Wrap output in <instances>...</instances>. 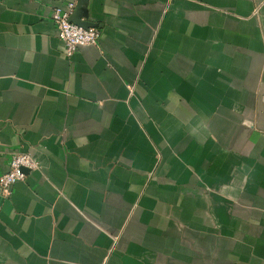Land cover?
<instances>
[{
	"label": "crops",
	"instance_id": "1",
	"mask_svg": "<svg viewBox=\"0 0 264 264\" xmlns=\"http://www.w3.org/2000/svg\"><path fill=\"white\" fill-rule=\"evenodd\" d=\"M78 1L0 0V264H264V0Z\"/></svg>",
	"mask_w": 264,
	"mask_h": 264
},
{
	"label": "built area",
	"instance_id": "2",
	"mask_svg": "<svg viewBox=\"0 0 264 264\" xmlns=\"http://www.w3.org/2000/svg\"><path fill=\"white\" fill-rule=\"evenodd\" d=\"M74 2L51 10V21L57 30L58 39L64 44L65 54L71 57L79 47L97 45L99 32L95 28L83 29L69 22ZM23 169H37V163L27 154H15L10 158L8 169L0 175V192L9 197L13 186L25 178Z\"/></svg>",
	"mask_w": 264,
	"mask_h": 264
},
{
	"label": "water",
	"instance_id": "3",
	"mask_svg": "<svg viewBox=\"0 0 264 264\" xmlns=\"http://www.w3.org/2000/svg\"><path fill=\"white\" fill-rule=\"evenodd\" d=\"M85 1V0H84ZM83 0H79L70 15L69 22L83 29L92 28V24L87 20L86 11L81 8ZM25 172V169L22 170Z\"/></svg>",
	"mask_w": 264,
	"mask_h": 264
}]
</instances>
